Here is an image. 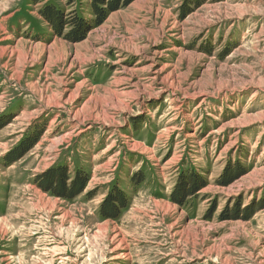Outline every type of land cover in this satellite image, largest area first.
Instances as JSON below:
<instances>
[{"label": "rangeland", "instance_id": "rangeland-1", "mask_svg": "<svg viewBox=\"0 0 264 264\" xmlns=\"http://www.w3.org/2000/svg\"><path fill=\"white\" fill-rule=\"evenodd\" d=\"M0 264H264V0H0Z\"/></svg>", "mask_w": 264, "mask_h": 264}, {"label": "trees", "instance_id": "trees-1", "mask_svg": "<svg viewBox=\"0 0 264 264\" xmlns=\"http://www.w3.org/2000/svg\"><path fill=\"white\" fill-rule=\"evenodd\" d=\"M113 1L116 3L119 2V0ZM97 2H104V0H95L96 5ZM96 13L99 16L100 20H103L105 18L106 13L103 8L96 6ZM37 140V136L31 137V139L26 141L22 147L13 150L10 154H14V152H16L13 156L12 161L20 158ZM40 179L41 180L39 181V185L42 189H44L45 191H50L53 194L65 198H73L74 196L79 194L81 191L84 190L87 183V178L80 176V174H77L72 179V181L68 183V176L66 175V170L65 168L60 167L46 171L45 174L40 177ZM110 198L111 196H109L107 199ZM109 205L110 206L107 207L106 213L109 216H112L114 215L113 212L116 210V206L114 202H110Z\"/></svg>", "mask_w": 264, "mask_h": 264}, {"label": "bare ground", "instance_id": "bare-ground-1", "mask_svg": "<svg viewBox=\"0 0 264 264\" xmlns=\"http://www.w3.org/2000/svg\"><path fill=\"white\" fill-rule=\"evenodd\" d=\"M118 240V239H117ZM119 257V256H118Z\"/></svg>", "mask_w": 264, "mask_h": 264}]
</instances>
